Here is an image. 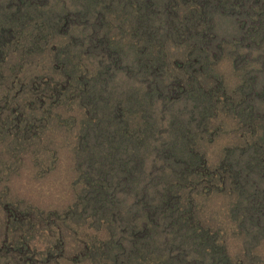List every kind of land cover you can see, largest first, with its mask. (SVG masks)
<instances>
[{
  "label": "rangeland",
  "instance_id": "obj_1",
  "mask_svg": "<svg viewBox=\"0 0 264 264\" xmlns=\"http://www.w3.org/2000/svg\"><path fill=\"white\" fill-rule=\"evenodd\" d=\"M140 1L0 0L13 38L0 61V264H264V122L230 105L250 71L264 82V24L208 71L164 33L148 43ZM168 192L180 195L170 216L157 206Z\"/></svg>",
  "mask_w": 264,
  "mask_h": 264
},
{
  "label": "trees",
  "instance_id": "obj_2",
  "mask_svg": "<svg viewBox=\"0 0 264 264\" xmlns=\"http://www.w3.org/2000/svg\"><path fill=\"white\" fill-rule=\"evenodd\" d=\"M21 2L24 0H20ZM27 1V0H26ZM138 5L137 12L141 9L140 16L135 20L137 28L140 26L148 27L152 29V33L149 34L148 43L153 42L155 37H168L169 40L173 41V44L185 43L186 49H189V52L195 51V60L200 63L201 69L207 68L208 71L213 69V65L216 60L221 56L223 52V47L225 44L229 43H238V39L241 40L243 36L248 34L250 29H255L261 24H264V0H141L136 2ZM18 14V15H17ZM16 16H20L17 13ZM8 15V14H6ZM154 17L152 18V16ZM142 16V18H141ZM223 17L226 22H232L240 30H242L239 38L231 37L230 40L228 37L220 33V22L219 20ZM11 21L9 25H14L18 23L16 19L10 16ZM147 21L145 23V21ZM158 20V23H156ZM145 24V25H142ZM1 28V27H0ZM10 28L9 31L12 32L13 28ZM157 30H162L165 32H160ZM164 33L165 36H162ZM250 34V33H249ZM264 36V33H261ZM242 36V37H241ZM165 37V38H166ZM164 39V38H163ZM13 40L12 36L8 38L7 35L2 33L0 29V61L6 58V49L4 45L10 43ZM165 42L159 41L156 48L163 46ZM112 49V48H111ZM106 49V52L109 56L115 58L113 55V49ZM232 54L233 63L236 62L239 57V53L230 52ZM115 54V53H114ZM247 57V56H245ZM189 64L192 62L187 60ZM255 62H258L261 65V69L264 72V53L259 54L254 59ZM158 65V57H152V63L149 65ZM165 64V60L162 59V65ZM203 67V68H202ZM247 83L242 84L240 88L239 97L237 100H232L230 105L232 109L237 110V112H243L247 115L248 119L255 117L261 122V118L264 116V109H262L260 104L256 105L255 98L261 97L264 100V82L258 78L256 72L250 71L248 74ZM221 85V81H219ZM183 88V85L179 86ZM191 90V89H190ZM207 92L206 88H203L198 84L194 86V89L191 90V97L194 99L193 105L197 107L198 113L205 114V104L207 102L206 98L203 96ZM203 96V97H202ZM256 96V97H255ZM204 103V104H203ZM254 119V120H256ZM252 124L254 121L250 120ZM173 122V121H172ZM181 122L173 123L171 125L180 124ZM173 127V126H172ZM115 134L110 136V140H113ZM126 139L129 140L130 134L125 135ZM128 145L129 143H125ZM107 151L103 154L104 159H115L116 154L111 149V145H108ZM154 148V147H153ZM205 161V159H202ZM191 163L188 162V165ZM101 170L100 173H97L95 179H104L107 177L110 170L107 169L106 163L102 162L100 164ZM104 168V169H103ZM113 168V166H111ZM135 167L132 169H124L127 171V174L120 177V179H127L132 176L131 171L133 172ZM103 171V172H102ZM175 171H177L175 169ZM107 174V175H106ZM89 184L92 185V183ZM89 185V186H90ZM97 187V185L95 186ZM131 184L126 185L124 188H130ZM106 196L107 193L103 189L101 190ZM145 192L140 193L139 196H145ZM179 194L174 196L169 194H163V200L159 202V205L163 208V212L167 215L169 213H174L180 209L179 206ZM145 205L139 213V216H144L141 222L150 219L154 212V206L151 205V201H143ZM138 216V215H137ZM137 235L142 238L151 237V229L145 225V222L141 225L140 230L137 231ZM136 234L133 237L138 238ZM115 260V255L111 258L113 262ZM102 264H111L110 262ZM179 264V263H173Z\"/></svg>",
  "mask_w": 264,
  "mask_h": 264
}]
</instances>
